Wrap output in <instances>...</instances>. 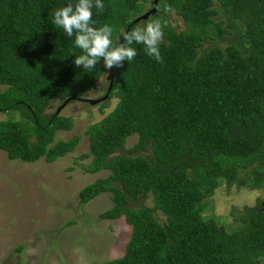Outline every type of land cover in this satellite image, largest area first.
<instances>
[{
    "label": "trees",
    "instance_id": "16d2710c",
    "mask_svg": "<svg viewBox=\"0 0 264 264\" xmlns=\"http://www.w3.org/2000/svg\"><path fill=\"white\" fill-rule=\"evenodd\" d=\"M148 2L103 0V12L92 9L94 27L113 28V47L159 21L163 63L131 45L136 57L111 69V88L97 103L101 111L116 104L87 127L88 150L74 160L90 159L78 165L86 174L108 172L78 191V203L108 193L111 205L98 217L130 227L121 257L90 264H264L262 200L233 209L238 226L225 234L202 215L203 199L220 185L264 188V0H157L154 14L133 23ZM69 3L76 0H0V113L8 116L0 151L8 160L52 163L73 151L77 136L54 140L72 130V118L46 110L78 101L109 71L102 59L94 69L74 65L81 50L52 23ZM165 5L183 30L168 23ZM147 198L150 207L137 203Z\"/></svg>",
    "mask_w": 264,
    "mask_h": 264
},
{
    "label": "rangeland",
    "instance_id": "374dc122",
    "mask_svg": "<svg viewBox=\"0 0 264 264\" xmlns=\"http://www.w3.org/2000/svg\"><path fill=\"white\" fill-rule=\"evenodd\" d=\"M149 8L150 3H145L140 14ZM167 21L176 31L184 29L180 18L173 13ZM222 27L225 28V25ZM210 31L214 35V29ZM228 36L219 41L220 48L227 44ZM106 75L92 91L84 94V99L100 98L108 85ZM116 101H106L108 106L102 111L99 104L67 103L59 115L72 118L73 128L57 132L54 140L77 136L79 141L73 151L52 163L42 159L33 163L8 160L0 151V264H90L103 263L123 255L130 227L122 217L113 221L98 217L110 207V195L101 193L86 204H79L77 198L81 188L106 177L108 172L84 173L78 165L87 164L89 158L74 163L78 155L88 150L87 127L109 113ZM61 103L52 102L46 113L54 112ZM7 117L6 113H0V121ZM135 140L134 136L127 138L125 149ZM122 153V150L117 151V154ZM69 167L72 170L68 171ZM255 199H264L263 187L251 191L231 187L226 192L220 185L211 197L203 199L205 208L202 215L214 218L220 233L225 234V231L238 226L231 219V211L254 206ZM137 203L151 206L150 198ZM155 216L160 223L164 222L159 212Z\"/></svg>",
    "mask_w": 264,
    "mask_h": 264
},
{
    "label": "clouds",
    "instance_id": "9594fccd",
    "mask_svg": "<svg viewBox=\"0 0 264 264\" xmlns=\"http://www.w3.org/2000/svg\"><path fill=\"white\" fill-rule=\"evenodd\" d=\"M93 8L103 12V0H76L75 4L69 3L55 10L53 15L52 23L62 29L66 37H74L75 47L82 52L73 61L77 68L94 69L101 59L106 69L121 68L123 62H130L137 55L136 50L131 47L133 43L143 45L147 55L153 57L158 63H163L159 50L163 30L159 21H149L143 27L133 28L124 34V43L113 47V28L107 24L99 28L94 27ZM163 10L165 13L174 11L171 5H165Z\"/></svg>",
    "mask_w": 264,
    "mask_h": 264
},
{
    "label": "water",
    "instance_id": "95a60500",
    "mask_svg": "<svg viewBox=\"0 0 264 264\" xmlns=\"http://www.w3.org/2000/svg\"><path fill=\"white\" fill-rule=\"evenodd\" d=\"M156 4H157V0H151L150 5L151 8L148 9L147 11H145L143 14L139 15L138 17H136L133 20V23H137L140 20H146L150 15L154 14L156 11ZM105 79L108 81V86L106 89V93L103 97L99 98V99H95V100H90V99H84V98H79L78 101L79 102H84L87 103L89 105H94L96 103H99L100 101L104 100L111 88V84H112V72L111 70L108 71L107 76L105 77ZM69 99H66L62 102V104L56 108L55 110V114H58L60 112V110L68 103Z\"/></svg>",
    "mask_w": 264,
    "mask_h": 264
},
{
    "label": "flooded vegetation",
    "instance_id": "af4514ba",
    "mask_svg": "<svg viewBox=\"0 0 264 264\" xmlns=\"http://www.w3.org/2000/svg\"><path fill=\"white\" fill-rule=\"evenodd\" d=\"M260 206L264 207V200L261 201Z\"/></svg>",
    "mask_w": 264,
    "mask_h": 264
}]
</instances>
